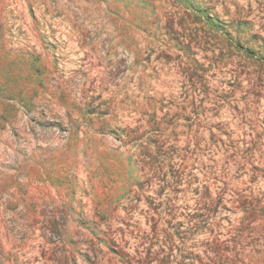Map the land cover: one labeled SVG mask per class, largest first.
Masks as SVG:
<instances>
[{
	"label": "rangeland",
	"instance_id": "374dc122",
	"mask_svg": "<svg viewBox=\"0 0 264 264\" xmlns=\"http://www.w3.org/2000/svg\"><path fill=\"white\" fill-rule=\"evenodd\" d=\"M0 264H264V0H0Z\"/></svg>",
	"mask_w": 264,
	"mask_h": 264
}]
</instances>
